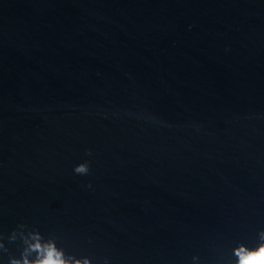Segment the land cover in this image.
<instances>
[{
	"label": "water",
	"instance_id": "water-1",
	"mask_svg": "<svg viewBox=\"0 0 264 264\" xmlns=\"http://www.w3.org/2000/svg\"><path fill=\"white\" fill-rule=\"evenodd\" d=\"M22 223L92 264L257 247L264 0H0V264Z\"/></svg>",
	"mask_w": 264,
	"mask_h": 264
},
{
	"label": "clouds",
	"instance_id": "clouds-1",
	"mask_svg": "<svg viewBox=\"0 0 264 264\" xmlns=\"http://www.w3.org/2000/svg\"><path fill=\"white\" fill-rule=\"evenodd\" d=\"M86 155L91 156V150H86ZM77 175H88L90 172L89 162L79 163L73 169ZM91 187V184L88 185ZM19 232L17 239L16 233ZM2 237V236H0ZM261 243L255 248L240 245L234 249L237 257L236 264H264V230H260ZM20 242V258L13 257L10 264H92L89 256H77L65 251L58 246V239L52 236L45 237L38 229L29 228L26 224H19L12 232L11 241ZM3 241L0 239V247ZM104 264H108L107 258Z\"/></svg>",
	"mask_w": 264,
	"mask_h": 264
}]
</instances>
